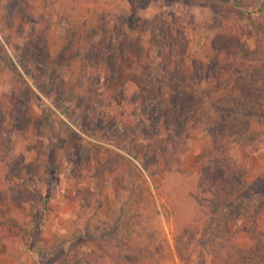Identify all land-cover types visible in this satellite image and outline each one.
Returning a JSON list of instances; mask_svg holds the SVG:
<instances>
[{"label": "rangeland", "instance_id": "rangeland-1", "mask_svg": "<svg viewBox=\"0 0 264 264\" xmlns=\"http://www.w3.org/2000/svg\"><path fill=\"white\" fill-rule=\"evenodd\" d=\"M228 1L15 0L22 5L9 17L7 0H0V264H230L223 245L232 252L250 250V232L231 236L233 241L223 234L216 246L210 227L206 237L204 230L196 233V205L187 195L200 194L195 174L211 143L205 129L190 128L170 156L159 154L152 166L148 148L118 128L123 110H131L123 104L126 88L133 89L137 80L128 57L119 59L116 80L107 87L88 77L85 58L90 34L94 41L100 35L102 15H174L188 41L190 78L195 62L205 73L215 54V5L218 21L232 17L231 25L239 29L234 67L249 68V84L260 92L252 102L264 104L259 90L264 88V0H237L239 9L257 11L247 19L234 15ZM33 26L43 30L48 55L31 47L38 57L23 67L18 59ZM70 39L73 54L61 63L58 57ZM144 62L159 74L154 55H145ZM213 84L203 77L187 88L195 94ZM25 105L28 120L14 121ZM252 128L264 137V116ZM257 147L240 166L244 184L252 188L263 185L258 176L264 173V144ZM257 207L256 226L264 231V201L243 210L237 225L255 227ZM202 223L206 227L208 218Z\"/></svg>", "mask_w": 264, "mask_h": 264}, {"label": "trees", "instance_id": "trees-1", "mask_svg": "<svg viewBox=\"0 0 264 264\" xmlns=\"http://www.w3.org/2000/svg\"><path fill=\"white\" fill-rule=\"evenodd\" d=\"M228 2L231 12L239 14L240 18L247 19L257 12L239 9L237 0ZM19 5L22 4L7 0L6 15L10 17ZM14 6L16 9L11 11ZM211 10L214 26L218 31L212 41L215 54L208 61L205 73L203 64L195 62V70L192 79L190 78L185 62L188 41L181 23L174 15L152 18L136 15L113 18L102 15L103 24L98 39L94 41L92 38L95 35L90 34L88 40L89 48L85 55L88 77L107 87L109 82L116 80L119 59L128 57L137 80L133 89L126 88L123 104L131 110H123L118 128L122 135H135L141 145L148 148L152 166L157 164L160 155L170 156L175 145L186 136L190 128L198 126L205 129L210 135L211 143L201 152V165L195 174L196 192L200 194L193 195L191 191L187 195L196 205V211H192L198 218L193 221L198 224L196 233L210 227V231L215 234L209 233V236L213 239L212 245L216 246L223 234L228 233L231 241V236L241 231L250 232L253 241L250 250L246 252H232L231 246L223 245L230 252L228 262L264 264V231L256 226L259 207L252 211L256 214L255 227L249 229L247 226L237 225L243 210H248L254 202L264 201V173L258 176L263 185L252 188V183L244 184L240 172L242 159L257 151V146L261 143L264 144V137H260L252 128L253 121L264 116V104L260 101L252 102V95L260 92H255L249 84V68L234 67L235 62H238L234 49L239 29L231 25L233 18L222 17L218 21L221 12L215 5L211 6ZM134 30L139 33L132 35ZM24 47L18 59L23 67L28 62H36L38 57L31 47L48 55L43 30L36 31L33 26ZM240 47L243 49L244 45ZM73 51L74 42L70 39L58 61L62 63L66 58L69 62ZM147 54L154 55L158 60V75H154L150 64L144 62ZM203 77L214 79L212 89L191 93L187 88L189 81L198 83ZM21 83L27 89L24 81ZM25 107L26 105L19 111L21 119L15 118L14 121L24 123L28 120L24 115ZM86 124H82L83 130L88 132ZM172 158L171 154L169 160ZM149 162L148 165L145 164L147 167L150 166ZM207 218L208 223L204 227L202 222ZM229 220H232L230 228L227 225ZM202 235L208 236L205 230ZM199 245V248H204L203 241Z\"/></svg>", "mask_w": 264, "mask_h": 264}]
</instances>
